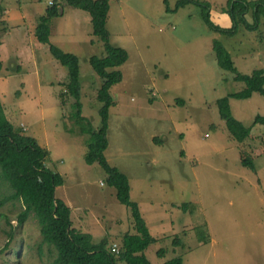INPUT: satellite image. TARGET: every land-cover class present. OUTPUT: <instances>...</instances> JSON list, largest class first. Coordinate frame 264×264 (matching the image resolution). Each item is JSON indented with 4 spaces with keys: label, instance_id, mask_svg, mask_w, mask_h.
<instances>
[{
    "label": "rangeland",
    "instance_id": "374dc122",
    "mask_svg": "<svg viewBox=\"0 0 264 264\" xmlns=\"http://www.w3.org/2000/svg\"><path fill=\"white\" fill-rule=\"evenodd\" d=\"M176 1L167 4L173 8ZM204 1L210 25L197 2L167 12L163 0H109L110 43L123 47L128 58L117 67L121 81L110 88L114 104L104 154L127 175L130 199L155 237L144 251L150 264L173 257L182 264H264V125L254 123L256 115L264 116V97L254 92L229 98L233 117L250 128L241 143L229 138L216 108L218 98L244 87L234 78L237 72L264 70V18L255 22L246 13L247 26L231 18L229 0H198ZM33 4L42 14L48 0H0V28L4 23L2 31L12 30L6 37L17 41L7 66H20L0 77V102L14 127H23L24 134L49 150L47 166L64 178L55 194L70 207L71 225L90 233L94 243L105 239L106 247L119 248L122 234L133 232L130 211L106 184L101 167L85 162L88 135L78 131L68 105L58 102L66 67L47 48L42 51L41 43L35 54L23 40L28 22L17 16ZM63 6V15L52 20L49 40L77 55L81 114L97 128L101 103L95 92L102 80L88 57L103 56V45L91 33L87 12ZM3 11L12 15L8 21ZM214 39L227 50L236 72L217 65ZM239 151L251 168L241 164ZM7 186L0 179V197L11 192ZM183 202L195 203L196 210L182 211L178 206ZM21 209L19 200L0 207V264H51L55 250L41 242L33 214L17 223ZM195 224L208 229L209 242H198ZM176 236L179 245L173 244ZM159 249L163 256L156 253Z\"/></svg>",
    "mask_w": 264,
    "mask_h": 264
},
{
    "label": "trees",
    "instance_id": "16d2710c",
    "mask_svg": "<svg viewBox=\"0 0 264 264\" xmlns=\"http://www.w3.org/2000/svg\"><path fill=\"white\" fill-rule=\"evenodd\" d=\"M50 1L51 3L48 2L43 13L36 17L34 35L37 42L46 45L51 56L67 69L66 79L59 82L64 88L57 93L56 97L62 107L68 105L69 117L77 124L78 131L88 135L84 160L87 164L97 163L104 171L106 184L114 188L116 199L130 211L133 232L122 234L119 248L116 244L108 248L105 239L94 243L90 233L73 227L70 220V207L55 194L56 187L64 183V178L61 173L47 166L49 151L39 145L36 138L24 134L21 129L23 127L16 128L12 125L4 112L2 102H0V179L8 184L9 187H7L11 192L0 197V207L7 202L19 200L22 209L17 215L18 224H23L28 215H34L39 225L41 242L55 250L51 264H116V260L124 261L126 264H150L144 251L149 244L155 242V237L150 234L137 202L130 199L127 175L116 166L109 164L104 154L108 146L109 108L114 104L110 88L121 81L122 73L117 67L128 58V53L123 47L110 43V31L107 27L109 0H61V3L57 0ZM163 1L167 12H176L190 2L199 3L202 19L210 25L207 11L209 6L206 1L177 0L173 8L168 6L167 0ZM63 3L89 14L91 33L103 45V56L88 57L90 67L102 80L95 92L96 99L101 103L98 110L100 121L97 128H94L89 119L81 114V84L77 55L60 49L49 40L52 20L63 13ZM227 6L231 18L233 20L238 18L244 24L247 22L246 13H250L255 22H258L261 17L264 18V0H229ZM246 25L248 26L249 23L247 22ZM212 50L220 68L236 72L229 53L216 39L212 41ZM5 68L15 71L20 66L6 65ZM234 78L242 82L244 87L218 98L216 108L220 119L224 121L229 138L241 143L251 135L250 128L233 117L229 98H248L254 92L264 97V70L257 69L251 74L237 72ZM177 103L182 104L183 101L178 99ZM254 123L264 125V116L256 115ZM152 140L160 142V138L156 136ZM239 153L241 164L251 168L252 163L248 157L243 158L245 152L239 151ZM178 207L190 213L196 210L195 203L183 202ZM192 229L199 243L209 242V233L205 226L195 224ZM9 235L12 236L11 232ZM173 244H180L177 236L173 238ZM113 245L116 251L111 250ZM163 252V249H159L156 253L158 256H163ZM160 264L182 263L180 257H173Z\"/></svg>",
    "mask_w": 264,
    "mask_h": 264
},
{
    "label": "crops",
    "instance_id": "0c3cea01",
    "mask_svg": "<svg viewBox=\"0 0 264 264\" xmlns=\"http://www.w3.org/2000/svg\"><path fill=\"white\" fill-rule=\"evenodd\" d=\"M50 0H48V2H49ZM109 4H110V2H109ZM20 6V5H19ZM110 8L111 7H109V11H110ZM22 13V14H21ZM18 14H19V11H18ZM2 15H3V17L8 21L9 20V18L12 16V15H9V13H6L5 11H3L2 12ZM39 14H37V11H36V9H35V6H34V4L33 5H31V7L29 6V11L27 10V11H23L22 10V12L20 11V15H18L17 17L21 20V22L23 23L24 22V24L26 23V22H28V33H27V35H24L23 34V36H24V39L23 38H21V39H23L25 42L26 41H28L27 42V44H32L33 46H34V48H35V54H37V51H38V43H37V40H36V38H35V35H34V30H35V20H36V17L38 16ZM61 15H63V13L61 14ZM108 19H109V12H108V17H107V22H108ZM13 27L15 26L14 24H11ZM16 25H20L19 23H17ZM4 27H5V25H4ZM14 29V28H13ZM17 29H19V27L17 28ZM12 30H10L8 33H5V30H3L2 32H1V35H0V59H1V61H2V69L0 70V77L2 78V77H5L11 70H9L8 68H5V66L7 65V60H9L10 61V58H11V49H12V46H13V42H15V43H17V41L16 40H13V39H11V37L9 36L8 38L6 37L7 36V34L8 35H10V32H11ZM51 33V32H50ZM21 34V33H20ZM34 41L36 42V43H34ZM21 47H24L25 48V51H27V48L24 46V45H22V44H20V48ZM40 47V49L42 50V51H46V47H44L43 45H40L39 46ZM39 49V50H40ZM40 50V51H41ZM26 54H28L27 52H25V55ZM24 55V56H25ZM28 56V55H27ZM7 59V60H6ZM3 72V73H2ZM12 72V71H11ZM38 142V141H37ZM39 143V142H38ZM39 145H41L40 143H39ZM42 146V145H41ZM42 147H44V146H42ZM45 148V147H44ZM47 149V148H46ZM48 150V149H47ZM49 151V150H48ZM49 157H50V152H49ZM62 199V198H61ZM63 200V199H62ZM64 201V200H63ZM65 202V201H64ZM66 204H67V202H65ZM68 205V204H67ZM71 213V212H70Z\"/></svg>",
    "mask_w": 264,
    "mask_h": 264
},
{
    "label": "built area",
    "instance_id": "2783aa9c",
    "mask_svg": "<svg viewBox=\"0 0 264 264\" xmlns=\"http://www.w3.org/2000/svg\"><path fill=\"white\" fill-rule=\"evenodd\" d=\"M49 3H51V1H49ZM111 250H112V251H116V247H115V245L112 246Z\"/></svg>",
    "mask_w": 264,
    "mask_h": 264
}]
</instances>
